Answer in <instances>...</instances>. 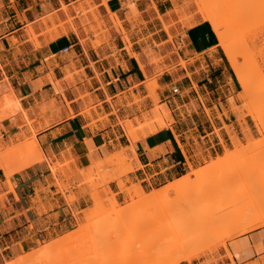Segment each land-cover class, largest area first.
Instances as JSON below:
<instances>
[{
	"label": "crops",
	"instance_id": "obj_1",
	"mask_svg": "<svg viewBox=\"0 0 264 264\" xmlns=\"http://www.w3.org/2000/svg\"><path fill=\"white\" fill-rule=\"evenodd\" d=\"M82 4L88 8L84 1ZM177 4L179 0H91L94 14L105 28L99 36L101 43L94 46L93 32L79 16L74 25L54 29L50 38L42 34L41 17L51 12L62 20L69 13L76 17L78 0H0V89L10 87L21 109L34 120L37 133L30 143L40 148L37 162L24 164L13 175L7 166L13 186L10 177L5 182L6 170L0 164V264L35 247L38 241L70 230L75 213L90 198L79 171L118 147H127L134 165L123 179L141 193L176 180L190 166L220 156L224 150L232 151L230 146L241 142L243 130L251 132L248 117L238 119L231 109L230 98L240 105V85L221 56L212 28L204 21L182 20ZM62 5L68 10L63 11ZM29 24L39 35L38 48L29 40ZM64 47L68 48L65 52ZM153 55L162 57L164 69L157 78L160 88L150 95L144 83L156 74V66L150 62ZM70 61L76 69H83L87 80L81 92L87 95L78 98L73 88L65 87L68 110L52 79L58 73L61 89L66 74L60 75ZM173 87L178 93L172 92ZM130 93L145 98L143 105L151 117L153 101L160 99L165 105H159L165 113L163 125L157 122L153 132L138 139L126 135L123 128L126 118L140 115L137 105L122 102ZM56 97L63 108L58 114H48L50 123L41 127L40 106ZM89 102L92 106L86 112ZM8 123V130L15 129L24 124V117L17 113L14 122ZM22 130L30 133L29 126ZM63 160L69 163L53 171L52 164ZM108 187L117 199L123 196L116 181ZM69 195L74 199L70 203ZM227 255L222 264L264 263V226L230 241Z\"/></svg>",
	"mask_w": 264,
	"mask_h": 264
},
{
	"label": "rangeland",
	"instance_id": "obj_2",
	"mask_svg": "<svg viewBox=\"0 0 264 264\" xmlns=\"http://www.w3.org/2000/svg\"><path fill=\"white\" fill-rule=\"evenodd\" d=\"M82 1L88 5L87 9L83 7ZM102 1L105 3L106 0ZM90 2L91 0H78L79 5L78 8L75 9V13L77 14L76 17L69 13L66 15L64 20L57 17L54 18L56 12H51L41 17L38 21H41V23L45 26L42 34H48L50 38L54 29L65 25H74V20L79 16V18L83 21V25H89V30L93 32V36L95 37L92 42L93 45L98 46L101 43L99 36L105 32V28L103 27L102 22H98V17L93 12L95 7L90 5ZM63 6L65 5H62L63 11L68 10V6ZM207 8H212V12L215 10V13H213L216 15V12H218L219 17H217L223 22L224 29H226L225 33L229 38L228 52L230 57L227 56V51L222 50L219 45L218 47L221 56L233 72L240 85V92L237 95L240 105L236 106L233 99L230 98L229 101L233 103L231 105V109L237 114L238 119L248 117V122L251 126V132L247 128L243 130V138L240 139L241 142L237 145L230 146V150H237V153L232 160L233 162L225 161L227 163L219 165L214 171L216 175L214 176L213 174L209 180L205 177L197 178L195 175L190 174V171H188L185 175H187L191 180L190 182H192L191 185L188 186V189H194L189 193V195L186 194L188 193V189H184L179 193L171 190L169 191V195L163 201L154 203L155 205L149 206L150 208L148 207L144 209L142 207L143 211L141 210L140 212L144 217L138 215L133 218L126 219L121 223L114 221L109 223V225L104 229L94 230L86 236L79 237L75 243L67 245L66 249L61 250L60 245L57 243L71 233L79 232L78 234H80L83 227L89 224L88 220H91L90 227L94 229L96 227V223L93 222L94 220L92 219H95L96 216L97 218L95 220L103 217H115V215H113L114 211L112 212L113 208H124L133 204L137 200V198H132L130 195V193L137 188L136 185L123 179V177L134 168L132 158L130 157L131 154H129L127 147H118V149L114 152L104 156L102 159H99V164L96 165V167L94 165L95 163H93L89 167L79 171L83 175L84 182L88 185L90 198L88 205L84 209L75 213L76 220L73 227L64 233L51 237L48 240L38 241L35 247L28 249V251L23 252L21 255L15 257L9 262L12 261L15 262V264H129L132 259L136 257L138 251L142 247H144L149 241L156 239L157 234L162 230L164 222L167 219H174L178 216V213L183 210L186 217L193 215L197 217L196 214L199 215V210H202L203 212V209L204 211L205 209L211 210L215 216H220L219 213L222 212L225 220H221L222 222L220 223V226L217 225L219 222L215 223L213 230L212 228L210 229L211 232H213L212 234L210 233L208 238L206 235L203 236L204 238L202 236L199 237L196 243V248L199 253L190 261L191 263L182 261L179 264H222L221 261L224 258H229L227 255V244L241 235L239 232H236L237 229L235 230L234 228H231V230L234 229L235 231L229 230L230 232H228L227 229V232H232V235L228 234L227 236V234L222 232L224 225V228L231 227L229 223L235 215L233 214V217L230 219L224 212L228 211V207L229 209L232 208L231 210H234L233 207L237 206L238 203L242 205L248 196L247 195L243 198L245 194H248L246 192H250V195L254 194L255 196V192L259 190L258 193L260 194L257 193L256 196L264 194V188L262 187L264 185L261 183H264V3H262V0H179V5L177 4L176 6V12L181 13V19L187 21L188 23L195 21H204L209 23L204 19L205 12H209L206 10ZM88 14L91 15L92 19L88 17ZM92 21L97 22V25H91ZM225 23L227 26H225ZM116 24L120 25V22L116 20ZM32 25L33 24H29L27 26L29 40L36 48H38L40 46V42L38 40L39 35L35 32ZM30 28L33 29V32ZM150 62L156 66V74L151 77H147L144 84L147 85L155 79L158 87L160 88L157 78L164 69V66L161 64L162 57L159 55H153ZM48 70L52 74L53 69L48 68ZM56 74L58 78H55L52 74L53 86L55 87L56 92L61 95L63 102L69 110L70 103L66 101L64 89L65 87L73 88L77 92L78 98H84L87 94L83 95L81 88H84L85 81L87 80L86 76L82 68L76 69L74 64L71 63L70 66H66L62 70V74L60 76L64 77L66 74V79L65 81H60L62 85V88L60 89L57 85V80H60L59 75L58 73ZM63 82H65L66 85H64ZM242 83H245L247 88H243ZM137 95L138 93H130L129 96L122 97L123 104L128 106L132 104L137 105V110L140 112L139 116L135 115L132 119L126 118L125 120L127 121L126 125H129V127H131V129L135 132L136 139L153 132L157 122L160 125H163L162 117L165 116V113L159 106L163 100L159 99L156 102H152V104L154 103V116L151 117L148 115L149 109L147 110L143 105V100L145 98L140 96L142 98L140 100L136 97ZM56 99L58 100V97L51 99L49 104L43 103L40 106V116L43 118V124H41V127L50 123L47 118L48 114H58L63 108L62 103L57 102ZM91 106L92 102H89L84 111L86 110L87 112ZM161 106L165 105L163 104ZM156 108H158V110ZM25 111L21 109L19 100L11 93L10 87L0 89V164L1 166L4 164L9 166L12 175L25 168L24 164H28L27 166H29L39 160V157L37 156V152L40 150L39 145L36 147L30 143L31 139L36 138L37 129H34V120L29 119L26 115L27 111ZM17 113H21L23 115L24 124L15 126L17 129L8 130L7 126L10 127L8 122L12 121L13 123ZM69 115H72L70 111ZM256 117L261 120V124L263 126L260 130L255 125ZM128 120L133 121L134 125ZM168 121L169 120L166 119L165 123L167 124ZM25 126L30 127L29 134L22 130ZM122 142L123 144L127 143L124 138ZM116 153L118 154L116 155ZM113 154L117 157L114 158L115 156L113 157ZM225 154L226 152L224 150L223 154L217 157L225 156ZM209 159L210 158L203 160L201 164L193 165V167L195 169H203L209 165ZM67 163H69L68 160H63L62 162L52 164L51 168L53 171H57ZM260 164L261 166H259ZM4 170L7 171V169ZM6 171L4 174L5 182L6 177H12L11 173ZM224 175L227 180H230V178L231 180L226 181V179L223 178ZM222 179L226 182H222ZM111 181H116L119 192L123 194L122 197L117 199V195L109 189L108 184ZM209 181L212 182L213 186H209L211 185V182L208 184ZM220 182L223 183L222 186ZM6 184L10 189L8 183ZM11 184L13 186L12 182ZM259 184L260 187L257 189V185ZM121 185L122 187H120ZM202 185L203 188L206 186L212 187L211 189H214V187L217 186L214 190L222 189L223 191L221 192L220 190L221 193L218 195L219 190L217 192L212 190L214 192V196H212L213 194L207 195L205 192V195H207V197L204 195L206 197L205 198L201 195L202 192L204 194V191L201 190L203 188H199L201 190L200 192L196 188ZM164 186L165 185L150 191L143 190L139 194V197H143L149 192L162 189ZM261 187L262 190L260 189ZM231 189L232 191L234 190V192L230 193ZM242 192L245 194L243 195ZM194 193L197 194L196 197L195 195L193 196ZM222 193H224L226 197L224 195V197L220 196ZM199 194L202 199L199 198ZM234 195L243 196L242 198L238 196L240 198V200H238L239 198H232ZM220 197H223L222 199L224 200L229 199L230 201L228 200L229 202L227 205L226 201L224 202L222 199L221 202L218 203ZM114 198L117 199L115 207L112 205ZM68 200L70 203L74 199L72 200L71 195H69ZM213 203L217 204L218 207H222L219 205L225 204L227 208L223 207L224 209L220 210V208H216ZM240 205L237 208H239ZM203 206H206V208ZM101 209L102 211H100ZM232 212L228 213L231 214ZM93 215H95V218ZM226 218H228L227 220L230 219L228 221L229 223ZM146 219H149L150 221H147ZM222 225L223 227L221 228ZM177 227L184 228L185 226L183 223H180L174 224L172 228ZM220 231L224 235H221ZM189 233L192 234L193 232H188L186 237L190 236ZM206 233L207 231L203 234ZM237 233L239 236L236 235ZM229 236H232L231 240H227V237ZM216 237L218 241L216 240ZM222 240L223 246H221ZM224 241L226 246L224 245ZM53 243L57 244L55 250L50 253L45 252V249ZM222 250L224 251V254H222Z\"/></svg>",
	"mask_w": 264,
	"mask_h": 264
},
{
	"label": "bare ground",
	"instance_id": "obj_3",
	"mask_svg": "<svg viewBox=\"0 0 264 264\" xmlns=\"http://www.w3.org/2000/svg\"><path fill=\"white\" fill-rule=\"evenodd\" d=\"M206 10H208L209 12H205V16H204L205 18L204 19L210 23L211 28H212V30H213V32H214V34L218 40V45L222 48V50L227 51V56L230 57L229 52H228L229 38H228L227 34L225 33L226 29H224L223 22L220 21L218 18L219 17L218 12H216L217 13V15H216V14H214L215 10L213 11L214 13L211 11V10H213L212 8H207ZM225 26H227L226 23H225ZM242 87L247 88V85L245 83H242ZM157 88H158V85L156 84L155 81H152L151 83L147 84V91L150 95H152ZM156 109L158 110V108H156ZM160 109H161V107H160ZM255 122H256L255 125L259 128V130L261 128H263V126L261 124V120L258 117L255 118ZM123 128H124L126 135L131 136L132 139H135L134 131H133V129H131V127H129V125H125V127H123ZM225 152H226L225 156L210 158L209 159V165L203 169H195L194 167L190 166L189 167L190 174L195 175V177H197V178L205 177L206 179L209 180L210 177L213 176V174H214V176L216 175V173L214 171L217 169V167L219 165H221L223 163L225 164L227 162H233L232 160H233L234 156L236 155L237 150H234V151H228L227 150ZM117 154L118 153H116V155ZM116 155L113 154V157L115 156L114 158H116L117 157ZM236 159L238 160L237 157H236ZM239 159H240V156H239ZM225 161H227V162H225ZM101 162H103V161H101ZM98 164H99V162L95 163L94 164L95 167ZM261 164L259 166H261ZM262 166H263V164H262ZM99 167H100V165H99ZM1 168L6 169L7 165L4 164L1 166ZM225 177L226 176L224 175L223 178L226 179ZM229 177H230V175H229ZM227 178H228V176H227ZM230 180H231V178H230ZM230 180L226 179V181H230ZM190 181L191 180L189 179V177L187 175H183V176L177 178L175 181L167 183L162 189L149 192V193L145 194L143 197H139L140 193L137 190H133L130 193V195L132 198L133 197L137 198V200L133 204L128 205L124 208H119V209L113 208L112 212L114 211L113 215H115V217L114 216H111L112 218L111 217H103L101 219L99 218L98 220H95L97 218V216L95 218V215H93L95 219H92V220H94L93 222L96 223V227L94 229L90 227V223H91L90 221L91 220L90 221L88 220L89 224H87L85 227H83L80 234H78L79 232L71 233V234L65 236L64 238H62L59 241V243H57V244L60 245L61 250H64V249H66L67 245L75 243V241H77V239L79 237L86 236L94 230L104 229L106 226L109 225V223H112L114 221L121 223V222L125 221L126 219L133 218V217L138 216V215L143 216V214H141V212H140L143 208L144 209L148 208L149 206L155 205L154 203L163 201L169 195V191H171V190H174L176 193H179L180 191H183L184 189L187 190L188 186H190L192 183ZM224 181L222 179V182H224ZM8 182H9V184H11L10 180H8ZM210 182L211 181H209L208 184ZM222 182H220L221 186L223 184ZM261 183H262V185H264L263 182H261ZM208 184H206V185H208ZM209 186H213L212 182H211V185H209ZM120 187H122V185ZM201 187L203 188V185L200 187H196V188H197V190H199V192L201 190L204 191V194H203V192L201 194V195H203L202 197H205V196L207 197L208 194L212 195L215 191L217 192L218 190H219L218 191V195H219V193H221L223 191L222 189L214 190L215 188H217V186H215L214 189H211L212 187H206L205 186V188L200 190L199 188H201ZM257 187H258L257 189H259L260 184L257 185ZM262 187L264 188V186H262ZM262 187L260 188L261 190H262ZM192 190H194V189L193 188L190 190L188 189V191H187L188 193H186V194L189 195V193ZM220 190H221V192H220ZM228 191H230V190H228ZM258 191L255 192V196H254V194L250 195V192H246L248 194H245L242 192L243 195L245 194V196L242 195L243 198L248 195L245 202H243L242 205H240L238 203L237 206H234L235 208L233 207V209L235 211L231 210L232 208L229 209V207H228V211H226L227 213L224 212L227 216H229L228 218H230V219H231V217H233V214H235L233 217V219L235 218L234 221H233V219H231V220L229 219L230 223L228 222L229 220H227L228 218H226L227 222L230 224L231 227L224 228L225 225H224V227H223V225L221 226V228L223 227L222 232L224 234H227V236H228V234L232 235L231 234L232 232L231 233H228V232H230L234 229L235 230L237 229L236 232H239L240 235H244L250 231H253L259 227L264 226V194L261 193L262 195L256 196ZM205 192L207 195H205ZM231 192H234V190L232 191V189H231L230 193ZM258 194H260V193H258ZM194 195H195V197L197 196L196 193H194L193 196ZM201 195L199 194V196H200L199 198H201ZM223 195H224V193H222V195L220 194V196H223ZM212 196H214V194ZM238 196H240V195H238ZM238 196L234 195V196H232V198H234V199L239 198ZM242 196H240V198H242ZM227 197H229V196H227ZM222 198L220 197L218 203L221 202ZM240 198L238 200H240ZM225 199H227V198H225ZM228 200L229 199H227V200L222 199V201H224V202L226 201V205L230 201V200L229 201ZM115 204L116 203L114 201H112L113 207H115ZM213 205H215V207L218 209L220 208V210L227 208V206L225 204H223L224 206L222 204L221 205L218 204L219 206H222V207H218L217 204H214V203H213ZM239 205H240V207L237 208ZM204 208H206V206ZM229 210H231V211H229ZM100 211H102V209ZM199 211H200V214L199 215L196 214L197 217L195 215L190 216V217H186L184 214L185 212L183 210V211L179 212L178 216H176L174 219L173 218L167 219L164 222V226H163L162 230L157 234L156 239L149 241L144 247H142L138 251L136 257L133 258L129 264H179L182 261L190 262L199 253V251L196 248V243H197V240L199 239V237L200 236L203 237L206 235V237L208 238L210 233L212 234V232H213V231L211 232L210 229L212 228V230H213V226L215 225V223L219 222L217 225L220 226V223L222 222L221 220H223L225 218L223 216L222 212L219 213L220 216H215L214 213L209 209H205V211L203 209V212H202V210H199ZM232 211H234V212H232ZM228 212L229 213L232 212V213L229 214ZM110 215H111V213H110ZM230 215H232V216H230ZM88 218H90V217H88ZM146 220L150 221L149 219H146ZM147 221H145V222H147ZM180 223H183L185 227L184 228H180V227L172 228L174 224H180ZM216 228H217V226H216ZM221 228H220V230H221ZM231 228H234V229L231 230ZM227 229H228V232H227ZM218 230H219V228H218ZM190 231H191V233L193 232L192 233L193 235L189 233L191 237L190 236L186 237L188 235V232H190ZM206 231H207V233L203 234ZM222 232L220 231V234L224 235V234H222ZM236 232H234V233H236ZM201 234H203V235H201ZM236 235H238V233ZM218 236H219V234H218ZM217 237H216V240H217ZM231 239H232V236L227 237V240H231ZM221 243H222L221 246H223V240ZM57 244L53 243V244L49 245L45 249V252H48V253L53 252L55 250V247L57 246ZM224 245H225V241H224ZM228 255H230V254H228ZM262 263L263 262H261L259 264H262ZM6 264H15V262L11 261V262H7Z\"/></svg>",
	"mask_w": 264,
	"mask_h": 264
},
{
	"label": "built area",
	"instance_id": "obj_4",
	"mask_svg": "<svg viewBox=\"0 0 264 264\" xmlns=\"http://www.w3.org/2000/svg\"><path fill=\"white\" fill-rule=\"evenodd\" d=\"M67 49H68L67 47H64V48L62 49V51L65 52V51H67ZM171 90H172V92H173L174 94L178 93V89H177V87H173Z\"/></svg>",
	"mask_w": 264,
	"mask_h": 264
},
{
	"label": "snow or ice",
	"instance_id": "obj_5",
	"mask_svg": "<svg viewBox=\"0 0 264 264\" xmlns=\"http://www.w3.org/2000/svg\"><path fill=\"white\" fill-rule=\"evenodd\" d=\"M262 3H264V0H262ZM225 264H228V262H227V261H225Z\"/></svg>",
	"mask_w": 264,
	"mask_h": 264
}]
</instances>
